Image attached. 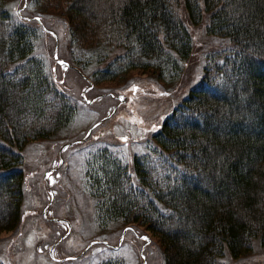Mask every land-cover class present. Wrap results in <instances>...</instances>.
Here are the masks:
<instances>
[{
	"label": "trees",
	"instance_id": "trees-1",
	"mask_svg": "<svg viewBox=\"0 0 264 264\" xmlns=\"http://www.w3.org/2000/svg\"><path fill=\"white\" fill-rule=\"evenodd\" d=\"M47 1L67 27L68 62L93 85L133 71L176 83L192 51L180 6L189 24L206 19L207 33L228 41L131 167L102 146L83 161L82 187L100 223L156 236L163 264H227L255 240L264 248V0ZM29 13L0 0V233L21 220L22 150L57 136L78 111L34 54L40 26Z\"/></svg>",
	"mask_w": 264,
	"mask_h": 264
},
{
	"label": "rangeland",
	"instance_id": "rangeland-1",
	"mask_svg": "<svg viewBox=\"0 0 264 264\" xmlns=\"http://www.w3.org/2000/svg\"><path fill=\"white\" fill-rule=\"evenodd\" d=\"M8 1L20 16L25 18L30 12L39 18L34 54L45 58L50 75L78 111L57 136L30 142L22 150V216L16 228L0 233V260L4 264H99L106 260L163 264L157 237L143 227L96 220L93 199L82 187L83 161L104 146L131 167L133 156L146 150L162 118L199 81L207 57L227 48L228 41L207 33L206 19L189 24L180 6L191 32L192 51L176 83L164 84L148 72L133 71L123 80L93 85L68 62L67 27L55 1H41L38 10H25L29 0ZM224 261L264 264V248L255 240L251 252Z\"/></svg>",
	"mask_w": 264,
	"mask_h": 264
},
{
	"label": "water",
	"instance_id": "water-1",
	"mask_svg": "<svg viewBox=\"0 0 264 264\" xmlns=\"http://www.w3.org/2000/svg\"><path fill=\"white\" fill-rule=\"evenodd\" d=\"M25 5H26V1H25V3H24V6H25ZM34 18L37 19V20L39 19L38 17H34ZM90 131H91V130H89V132H90Z\"/></svg>",
	"mask_w": 264,
	"mask_h": 264
},
{
	"label": "snow or ice",
	"instance_id": "snow-or-ice-1",
	"mask_svg": "<svg viewBox=\"0 0 264 264\" xmlns=\"http://www.w3.org/2000/svg\"><path fill=\"white\" fill-rule=\"evenodd\" d=\"M124 139H126V138H124ZM146 239V238H145Z\"/></svg>",
	"mask_w": 264,
	"mask_h": 264
}]
</instances>
